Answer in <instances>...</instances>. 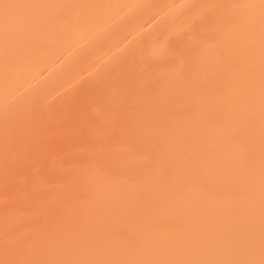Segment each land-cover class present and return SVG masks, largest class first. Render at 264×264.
<instances>
[{
	"label": "bare ground",
	"instance_id": "bare-ground-1",
	"mask_svg": "<svg viewBox=\"0 0 264 264\" xmlns=\"http://www.w3.org/2000/svg\"><path fill=\"white\" fill-rule=\"evenodd\" d=\"M12 2L65 7L47 10L39 43L0 45V259L6 205L34 248L22 258L54 242L118 253L115 232L221 260L259 244L238 182L264 139L259 54H244L246 10L230 6L260 0Z\"/></svg>",
	"mask_w": 264,
	"mask_h": 264
},
{
	"label": "snow or ice",
	"instance_id": "snow-or-ice-1",
	"mask_svg": "<svg viewBox=\"0 0 264 264\" xmlns=\"http://www.w3.org/2000/svg\"><path fill=\"white\" fill-rule=\"evenodd\" d=\"M65 7L40 3H17L12 0H0V45L5 53L18 48L24 43H39L41 34L52 22L53 17L47 13L48 9ZM135 7V6H132ZM225 7V6H220ZM230 7L246 10L242 20L247 28L248 47L244 50L246 55L259 54L260 75L258 90L253 86L249 102L254 104L259 101L261 119L264 121V0L259 4H238ZM190 71V66H185ZM6 133L5 142L7 145ZM27 157H25L26 159ZM117 159L103 157L97 161V166L107 171H115ZM247 171L238 178L244 193L248 210L251 215L259 211L261 230L260 240L257 245L250 240L245 246L243 258L235 260H221L203 258L200 248L196 245L184 251L167 250L158 244L141 246L128 242L127 234L115 232L113 237L122 242L119 252L112 249V241L107 242L102 249L95 246H78L69 242H54L40 251L37 258H22L26 253L34 251L33 245L28 240L17 236L19 228L8 223L9 209L5 207L4 228V258L0 264H264V139L259 167L249 158L246 165ZM16 174V169L5 162L4 186L8 189L11 178ZM41 217H33L38 221ZM119 255L121 258H114Z\"/></svg>",
	"mask_w": 264,
	"mask_h": 264
}]
</instances>
